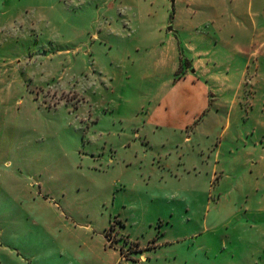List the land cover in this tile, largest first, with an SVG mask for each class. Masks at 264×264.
Returning a JSON list of instances; mask_svg holds the SVG:
<instances>
[{
    "label": "rangeland",
    "instance_id": "374dc122",
    "mask_svg": "<svg viewBox=\"0 0 264 264\" xmlns=\"http://www.w3.org/2000/svg\"><path fill=\"white\" fill-rule=\"evenodd\" d=\"M163 14L0 0V264H264V55L219 53L205 108L145 124L191 66L140 83L139 16Z\"/></svg>",
    "mask_w": 264,
    "mask_h": 264
},
{
    "label": "crops",
    "instance_id": "0c3cea01",
    "mask_svg": "<svg viewBox=\"0 0 264 264\" xmlns=\"http://www.w3.org/2000/svg\"><path fill=\"white\" fill-rule=\"evenodd\" d=\"M174 2V15L163 14L154 20L139 16L140 83L151 80L161 66L169 63L175 74L181 55L191 65L181 78L164 80L162 90L158 85L156 92L139 96L149 97L142 104L144 123L156 127L170 123L171 102L177 97L184 102L200 100V109L208 105L213 87L209 81L218 75L206 71H212L211 66L220 63L219 53L250 49L252 54L264 55V0ZM146 61H150L147 70Z\"/></svg>",
    "mask_w": 264,
    "mask_h": 264
},
{
    "label": "trees",
    "instance_id": "16d2710c",
    "mask_svg": "<svg viewBox=\"0 0 264 264\" xmlns=\"http://www.w3.org/2000/svg\"><path fill=\"white\" fill-rule=\"evenodd\" d=\"M179 69H180V66H179Z\"/></svg>",
    "mask_w": 264,
    "mask_h": 264
},
{
    "label": "water",
    "instance_id": "95a60500",
    "mask_svg": "<svg viewBox=\"0 0 264 264\" xmlns=\"http://www.w3.org/2000/svg\"><path fill=\"white\" fill-rule=\"evenodd\" d=\"M171 28V27H170Z\"/></svg>",
    "mask_w": 264,
    "mask_h": 264
}]
</instances>
